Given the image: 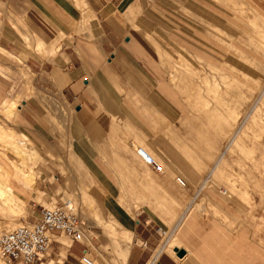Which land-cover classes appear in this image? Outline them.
<instances>
[{"label":"crops","instance_id":"crops-1","mask_svg":"<svg viewBox=\"0 0 264 264\" xmlns=\"http://www.w3.org/2000/svg\"><path fill=\"white\" fill-rule=\"evenodd\" d=\"M3 1L14 15L1 27V82L12 90L26 63L34 85L47 87L55 99L45 106L37 97L21 98L23 132L41 155L70 156L92 178L93 199L132 237L129 264H264V252L251 240L249 222L237 214L236 204L210 196L205 172L186 164L180 105L170 97L158 64L159 41L200 46L205 24L210 31L222 27L231 10L219 0ZM25 93L20 87L15 97ZM65 141L70 151L53 148ZM138 145L158 155L165 170L147 163ZM42 170L57 180L40 181L44 194H53L55 185L59 193L70 191L56 167ZM0 174L6 175L1 169ZM176 174L186 178L185 186ZM43 206L34 200L29 220ZM67 238L68 244L54 241L51 249H66L64 264H83L81 255H92V240Z\"/></svg>","mask_w":264,"mask_h":264},{"label":"rangeland","instance_id":"rangeland-1","mask_svg":"<svg viewBox=\"0 0 264 264\" xmlns=\"http://www.w3.org/2000/svg\"><path fill=\"white\" fill-rule=\"evenodd\" d=\"M219 1L231 10L227 22L212 31L205 24L208 30L202 31L200 46L159 41L158 64L171 89L170 97L180 105L179 135L186 164L205 172L204 181L213 188L210 196L236 204L237 214L243 213L249 222L251 240L264 252V0ZM12 12L8 2L0 0V51L1 27L6 19H12ZM26 65L21 63L18 70L23 78L10 91L1 82L4 72L0 68V128L17 141L23 140L15 146V139L0 138V169L14 189L10 198L0 194V234L34 221L29 220L34 200L51 206L71 197L91 226L87 233L94 264H129L132 237L93 199L92 178L81 172L70 156L41 155L32 138L23 132L21 98L37 97L45 106L55 102L47 87L34 85V72ZM20 87L26 93L15 97ZM4 96L11 98L3 100ZM61 131L67 137L63 122ZM53 148L71 150L67 141L55 142ZM67 164L78 173L70 172ZM44 165H51L53 170L56 167L63 173L60 177H67L69 192L59 193V185L53 194L40 190L44 178L57 181L55 174L43 172ZM46 196L49 200L45 202ZM213 208L219 212L217 205ZM57 238L63 244L70 242L65 235ZM61 252L51 249L44 263L36 264H64L61 257L66 249ZM0 264L10 263L0 256Z\"/></svg>","mask_w":264,"mask_h":264},{"label":"built area","instance_id":"built-area-1","mask_svg":"<svg viewBox=\"0 0 264 264\" xmlns=\"http://www.w3.org/2000/svg\"><path fill=\"white\" fill-rule=\"evenodd\" d=\"M137 151L156 171L165 170L164 161L144 145H139ZM175 177L180 185L187 184L183 175L176 174ZM90 227L79 213L75 201L66 197L54 205L43 206L40 216L34 221L2 231L0 255L10 264L44 263L53 242L59 241L58 234L66 235L72 241H82L89 238L87 231ZM80 261L83 264H94V259L87 250L81 255Z\"/></svg>","mask_w":264,"mask_h":264},{"label":"bare ground","instance_id":"bare-ground-1","mask_svg":"<svg viewBox=\"0 0 264 264\" xmlns=\"http://www.w3.org/2000/svg\"><path fill=\"white\" fill-rule=\"evenodd\" d=\"M14 107H16V102L14 103ZM17 108V107H16ZM0 138L1 139H6V138H10L11 140H13V139H15V140H13V144L15 145V146H17L18 145V143H20V144H22L23 143V140H21V139H19L18 141H17V139L18 138H16L15 136H12V134L11 133H9V132H5L4 130H2L1 128H0ZM8 176L7 175H5V176H2V179H0V194L1 195H3V197L5 196V197H11V196H13L14 195V190L11 188V186H9L8 185ZM1 197V196H0ZM2 198V197H1ZM1 256V255H0ZM2 257V256H1Z\"/></svg>","mask_w":264,"mask_h":264},{"label":"water","instance_id":"water-1","mask_svg":"<svg viewBox=\"0 0 264 264\" xmlns=\"http://www.w3.org/2000/svg\"><path fill=\"white\" fill-rule=\"evenodd\" d=\"M176 250L178 251L179 255H183L185 253L184 249L177 248Z\"/></svg>","mask_w":264,"mask_h":264}]
</instances>
